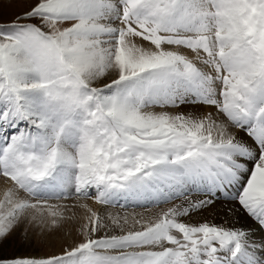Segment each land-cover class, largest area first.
Returning <instances> with one entry per match:
<instances>
[{
    "label": "snow or ice",
    "instance_id": "snow-or-ice-1",
    "mask_svg": "<svg viewBox=\"0 0 264 264\" xmlns=\"http://www.w3.org/2000/svg\"><path fill=\"white\" fill-rule=\"evenodd\" d=\"M0 177V264H264V0H0Z\"/></svg>",
    "mask_w": 264,
    "mask_h": 264
},
{
    "label": "rangeland",
    "instance_id": "rangeland-1",
    "mask_svg": "<svg viewBox=\"0 0 264 264\" xmlns=\"http://www.w3.org/2000/svg\"><path fill=\"white\" fill-rule=\"evenodd\" d=\"M20 10H21L20 7L13 6L12 8L6 11L5 19H10L12 16L15 15L16 12ZM1 178L3 177H0V179ZM81 200H91L95 203L94 198L91 199L81 198L77 200L75 196H72L69 199L62 201L61 203L72 206L74 204L78 205V203L75 201H81ZM153 207L158 208L156 206ZM159 207H167V206L161 205ZM134 209H145V208H141V207L133 208L129 206L127 209H120V210L131 211ZM73 211L76 212L77 219L72 221L71 223L65 224L62 229L54 232L50 236L48 235L41 236V234L37 231L34 235H31L30 238H26L20 232H17L10 239V241L4 246L2 250L3 254L8 256H43L50 254L51 252L54 251H59L62 244L72 243L74 240L79 238V227L82 223H84L83 217L86 213L85 210L80 207L73 208ZM81 213H83V215Z\"/></svg>",
    "mask_w": 264,
    "mask_h": 264
},
{
    "label": "bare ground",
    "instance_id": "bare-ground-1",
    "mask_svg": "<svg viewBox=\"0 0 264 264\" xmlns=\"http://www.w3.org/2000/svg\"><path fill=\"white\" fill-rule=\"evenodd\" d=\"M5 186H6V181H5L4 178H1V179H0V192H2V191L4 190ZM75 202H77L78 204H79V203H81V204L87 203L90 207H92V208H94V209H100V208H101V205H97L96 203H94V202L91 201V200H81V201H75ZM166 206H167V205H166ZM114 210H115V211H122V210H120V209H118V208H116V209H114ZM133 211H135V212H145V211H148V209H134V210H131V211H128V212H133ZM150 211H151L152 213H155L156 211H158V208H154V207H152V208L150 209ZM81 214L83 215V213H81ZM84 216H85V215H84ZM207 218H208V219H211V216H208ZM215 222L219 223L220 221H219V219H217Z\"/></svg>",
    "mask_w": 264,
    "mask_h": 264
}]
</instances>
